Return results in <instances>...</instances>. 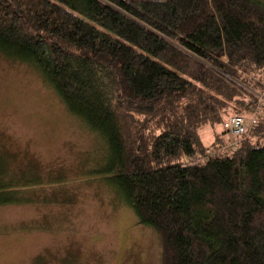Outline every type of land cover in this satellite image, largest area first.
Masks as SVG:
<instances>
[{
	"label": "trees",
	"instance_id": "trees-1",
	"mask_svg": "<svg viewBox=\"0 0 264 264\" xmlns=\"http://www.w3.org/2000/svg\"><path fill=\"white\" fill-rule=\"evenodd\" d=\"M0 53L105 139V182L158 233L162 264H264L261 0H0ZM5 174L0 205L44 182Z\"/></svg>",
	"mask_w": 264,
	"mask_h": 264
},
{
	"label": "rangeland",
	"instance_id": "rangeland-1",
	"mask_svg": "<svg viewBox=\"0 0 264 264\" xmlns=\"http://www.w3.org/2000/svg\"><path fill=\"white\" fill-rule=\"evenodd\" d=\"M106 145L35 67L0 53L4 181L44 176L21 192L32 200L0 205V264H162L158 233L105 182Z\"/></svg>",
	"mask_w": 264,
	"mask_h": 264
},
{
	"label": "built area",
	"instance_id": "built-area-1",
	"mask_svg": "<svg viewBox=\"0 0 264 264\" xmlns=\"http://www.w3.org/2000/svg\"><path fill=\"white\" fill-rule=\"evenodd\" d=\"M259 114V110L254 113V118L252 124L256 123V118ZM224 130H228L235 136L237 139L242 137L247 132L246 120L245 117L235 114L230 117L223 125Z\"/></svg>",
	"mask_w": 264,
	"mask_h": 264
}]
</instances>
